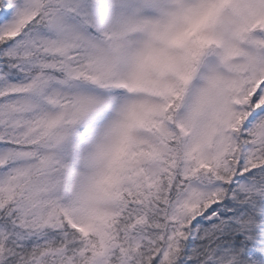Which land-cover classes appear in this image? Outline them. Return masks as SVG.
<instances>
[{"label":"snow or ice","instance_id":"snow-or-ice-1","mask_svg":"<svg viewBox=\"0 0 264 264\" xmlns=\"http://www.w3.org/2000/svg\"><path fill=\"white\" fill-rule=\"evenodd\" d=\"M0 264H264V0H0Z\"/></svg>","mask_w":264,"mask_h":264}]
</instances>
